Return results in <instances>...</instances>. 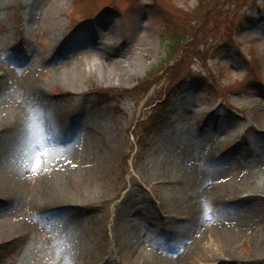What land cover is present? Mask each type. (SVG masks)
Masks as SVG:
<instances>
[{"label":"rangeland","instance_id":"1","mask_svg":"<svg viewBox=\"0 0 264 264\" xmlns=\"http://www.w3.org/2000/svg\"><path fill=\"white\" fill-rule=\"evenodd\" d=\"M55 1L0 0V264H264V193L212 191L264 186V0Z\"/></svg>","mask_w":264,"mask_h":264},{"label":"bare ground","instance_id":"2","mask_svg":"<svg viewBox=\"0 0 264 264\" xmlns=\"http://www.w3.org/2000/svg\"><path fill=\"white\" fill-rule=\"evenodd\" d=\"M54 5L57 7L59 5V1L56 0L54 2ZM0 70H1V65H0ZM1 74V73H0ZM1 76V75H0ZM24 84L25 86H28L29 90L33 92V94H39L40 93V87L37 85L36 81L33 80V78L28 74L26 75V77L24 78ZM22 81V82H23ZM256 124L258 126H261L262 128H264V111L263 112H258L255 113L253 116ZM5 120L0 116V128L2 127V125L5 126ZM118 141L116 139L112 140L111 146L114 147L115 145H117ZM101 153L103 154L102 157V163L107 161V156H104L107 153V147L105 148H101ZM93 172V171H91ZM94 177V176H92ZM44 179V178H43ZM43 182V181H40ZM179 183H183V179L179 180ZM224 188V189H223ZM2 189V190H1ZM24 189V187H23ZM222 189V190H221ZM243 189H246V191L244 190L243 192H250L253 195H256L258 193H264V186H256L255 183H238L237 185H232L231 187H213L212 191L214 192L213 197H215L213 200L214 202L218 203L220 201V199H225L227 196H230L231 194H237L238 192H241ZM0 192H6L8 194H11V189L10 187H6L5 185H3V187L0 186ZM47 199V205L52 204V203H57L60 202L62 200V195L59 193L57 195L56 194H52L49 195V197L46 198ZM173 210H175V206L170 207ZM28 224V223H27ZM26 226H19L18 222H12V224L8 223V224H0V233H3L5 231H12V232H17V231H23L24 229H28V228H32L30 225ZM202 225L197 224L195 225L194 231H193V239H192V243L190 245V247L195 246L196 244V240L198 239V236L200 235V233H202ZM236 242L235 238H229L228 243L230 245H233ZM257 252H260V249L257 250ZM139 260V257H137V262ZM151 259H148L147 262H149ZM159 262V261H157ZM156 262V263H157Z\"/></svg>","mask_w":264,"mask_h":264},{"label":"trees","instance_id":"3","mask_svg":"<svg viewBox=\"0 0 264 264\" xmlns=\"http://www.w3.org/2000/svg\"><path fill=\"white\" fill-rule=\"evenodd\" d=\"M170 40H172L171 42H169V51L171 52V50L172 49H175L177 46H180V45H182L181 43H183V41H180V40H182L181 38L180 39H178V37L176 36V37H173V38H169ZM169 40V41H170ZM180 41V42H179ZM160 107H159V110H162L164 107H165V105H164V101L163 102H161V104L159 105ZM154 114L155 113H153V114H151L147 119H146V121L145 122H147V121H149V124L147 125V127H146V129H151L152 128V126H154L155 124H156V121L154 120Z\"/></svg>","mask_w":264,"mask_h":264},{"label":"snow or ice","instance_id":"4","mask_svg":"<svg viewBox=\"0 0 264 264\" xmlns=\"http://www.w3.org/2000/svg\"><path fill=\"white\" fill-rule=\"evenodd\" d=\"M42 115H43V114H42V112H41V116H42ZM41 127H42L43 130H45V131L48 133L49 137L51 138V137H52V134H53V132H54V129H53V128L46 127V126L43 124V121H41ZM31 132H32V124H31V123H28V124H26V133H27V134H31ZM43 155H44V154H42V155L38 158V160H39V162L41 163V165H42V162H43ZM51 211H55V210H51ZM68 264H72V261L69 260V261H68Z\"/></svg>","mask_w":264,"mask_h":264}]
</instances>
